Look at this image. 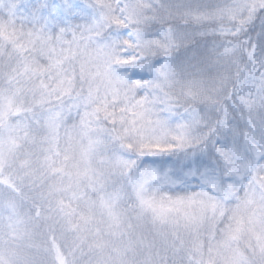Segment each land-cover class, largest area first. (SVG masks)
I'll return each instance as SVG.
<instances>
[{"label":"snow or ice","instance_id":"snow-or-ice-1","mask_svg":"<svg viewBox=\"0 0 264 264\" xmlns=\"http://www.w3.org/2000/svg\"><path fill=\"white\" fill-rule=\"evenodd\" d=\"M0 264H264V0H0Z\"/></svg>","mask_w":264,"mask_h":264}]
</instances>
